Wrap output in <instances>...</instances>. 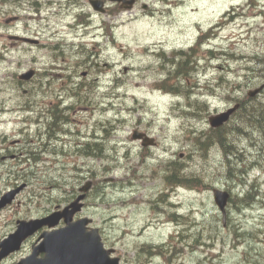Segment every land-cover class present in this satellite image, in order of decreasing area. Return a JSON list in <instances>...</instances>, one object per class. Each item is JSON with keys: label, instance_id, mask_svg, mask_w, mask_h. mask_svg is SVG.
I'll return each instance as SVG.
<instances>
[{"label": "rangeland", "instance_id": "1", "mask_svg": "<svg viewBox=\"0 0 264 264\" xmlns=\"http://www.w3.org/2000/svg\"><path fill=\"white\" fill-rule=\"evenodd\" d=\"M34 1L0 0V157H5L0 161V195L27 184L12 206L0 212V227L50 210L93 178L95 198L84 213L124 264H264V132L248 126L244 115L228 125L239 152L232 158L233 173L240 180H229L217 146L200 150L210 132L209 116L229 107V97L241 99L264 85V0H183L179 9L164 0H141L152 5L151 15L143 13L140 3L109 16L93 11L88 0H38L35 7ZM220 16L221 40L214 42L220 49L199 51L195 58L203 57L205 64L175 76V62L164 63L174 44L195 40L199 26L206 30ZM88 17L90 28L85 30ZM107 24L112 41L104 34H109ZM10 35L38 39L39 45L14 43ZM82 47L86 51L79 53ZM90 50L97 69L84 62ZM29 70L39 71L35 80L20 82L19 76ZM82 72L88 73L85 90L79 86ZM256 95L264 105V87ZM56 103L71 105L66 127L73 140L64 136L65 152L54 149L57 142L36 163L24 155L16 159L17 140L42 135L47 111ZM134 130L153 137L156 149L140 153L131 138ZM75 142L94 145L93 157L69 154ZM170 161L184 164L187 174L197 175L204 186H169L163 169ZM215 188L232 193L225 225L214 204ZM248 191L250 196H244ZM241 199L249 206L241 205ZM174 211L182 217L174 218ZM145 244H162L167 255L173 254L169 259L145 256L140 249Z\"/></svg>", "mask_w": 264, "mask_h": 264}, {"label": "water", "instance_id": "2", "mask_svg": "<svg viewBox=\"0 0 264 264\" xmlns=\"http://www.w3.org/2000/svg\"><path fill=\"white\" fill-rule=\"evenodd\" d=\"M110 1L124 2V0ZM131 3L132 1L129 2V4ZM91 5L96 11L103 12V3L101 1H91ZM33 75L34 72L30 71L23 74L20 78L22 80H29ZM236 109L237 107L230 109L227 113L211 118V126L214 128L220 127ZM133 138L140 139L143 138V135L134 133ZM151 144H153L152 139L147 137L143 138V146ZM83 190L86 191L87 188ZM18 191L19 190L12 191L3 196L0 200V209L11 203ZM83 197L84 196H80L76 202L70 206V208H72L71 211H69L68 208L62 213L52 214L42 220L20 222L17 230L0 243V261L11 252L17 251L24 238L33 234L43 226L53 227L57 225L61 218H64L67 225L65 228L43 235L44 241L42 243V249L39 251L46 253L45 259L34 262L35 254H33L29 259L23 261L22 264H118L119 259L110 258L112 251L104 249L97 230L86 232L85 228L89 223L86 219L76 223L69 222L71 215L81 207L78 203ZM213 198L225 222V209L230 195L227 192L215 189L213 191Z\"/></svg>", "mask_w": 264, "mask_h": 264}, {"label": "flooded vegetation", "instance_id": "3", "mask_svg": "<svg viewBox=\"0 0 264 264\" xmlns=\"http://www.w3.org/2000/svg\"><path fill=\"white\" fill-rule=\"evenodd\" d=\"M183 2V0H164L163 2H165V4H174L176 6V9H179L181 7V5L179 6L178 3L179 2ZM38 0H35L33 3H32V6H36L38 5L37 4ZM89 2V0H88ZM104 2V5H105V14L107 16H109L111 13H113L115 11L116 8H127L129 9V11H132L134 9H136L138 7V5L141 3V0H133V2L131 4L128 3V0L125 1V3L123 4H120V3H112L110 6L107 5L108 1L107 0H103ZM141 7L143 9V13L145 15H151V6H148L147 4L145 3H141ZM183 9L186 8L187 6H185V4H183ZM109 9V10H108ZM111 9V11H110ZM110 11V12H109ZM194 12V11H193ZM183 14H185L186 12L185 11H182ZM92 16V14L90 15ZM112 18H114V16H112ZM13 19H16V18H12L10 20H13ZM90 17L87 18V20H85V22L87 23V25H84V29L85 30H88L90 28V25L88 24L87 21H90ZM220 19H222V17H220ZM10 20H7L6 23H9ZM179 23V22H178ZM103 26V30H104V27H105V24L102 25ZM199 37L196 38L195 40L193 41H190V39H188L184 44H174V48L172 50V59L171 61L173 60L175 63H174V66L176 68V75L177 76H180L181 74H184L185 72H189L190 70V67H193V66H197L199 67V65H203L205 64V60L204 59H198V62L197 64H195L194 60L195 59L194 57L196 56V50H197V47L198 46H201V42L204 40L205 38V35L203 34V27L202 26H199ZM104 34L106 35L105 31H104ZM18 35H10L8 36V39L11 40H14V43H18ZM196 40H199L200 42L196 41ZM162 42H159V45H161ZM80 50H83V51H86V49L84 47H82ZM95 55V53L93 51L90 50L89 53H87L85 56L87 57L84 62L85 64L88 66V67H95L96 69L99 67V64L97 63L96 60H94L95 58H93V60H90L93 56ZM201 61L203 63H201ZM103 66H107L105 63L103 64ZM224 69H221V71H223ZM85 73V74H83ZM88 76V73L87 72H82L81 76H80V83H79V86L80 87H83V88H86V83H85V80L84 79L85 77ZM207 76V73H204V77ZM84 77V78H83ZM53 114H55L54 112H50L49 111V122L46 124V126H44V131L41 134H38V135H33V136H30L29 135V138H24V139H21V141L17 140L16 144H18L19 146V156H17L16 159H19L22 157V155H28L29 154V159L30 160H35V153L37 152V150L34 148V145L35 144H32L34 141H38V139H40V141L42 143H44V146H45V151L44 152H50V150L48 149V146L50 145V143H57L59 142V145L60 146H57L59 148H54V149H57L59 151H61L62 153H64L65 151L62 150V148H64L66 146V143H65V140H64V136L65 138L68 136V134L71 132V130H68V128L66 127L68 124H65V123H62L61 125L63 126H54L53 125V121L55 120L56 117L53 116ZM65 122V121H64ZM42 137L45 138V140L42 141ZM15 144V145H16ZM25 144H31V146L29 147H26ZM24 146V147H23ZM23 147V148H21ZM92 147L91 144H84V143H80V142H75L74 146H72V149H73V153H77V152H80L81 154H84L86 155V157L90 158L89 156H93V153L92 150L90 149ZM28 148V149H27ZM85 149V150H84ZM147 150L149 149H141L140 153L142 152H147ZM86 152V153H85ZM3 159H5V157H0V161H2ZM10 173V172H9ZM92 191V190H91ZM93 192H94V188H93ZM78 195V190L77 192L72 196V198L68 201H64L63 203L61 204H58V205H54L53 208H51L50 210H46L44 213L38 215V216H30L28 215L27 217H24L25 220H29L31 218H42L46 215H49L52 211H55V210H59L63 207H65L66 205H68V202H71L72 200H74ZM91 197V193H88L87 196H86V201L89 200ZM86 206V203L84 204ZM31 211V210H30ZM32 212V211H31ZM87 215V214H86ZM82 216H85V213L82 211V213L79 215H75L73 220L76 221L78 220L79 218H81ZM89 216V215H88ZM17 221L18 220H15V221H10L12 224H11V228L8 230V232H6V235H0V241L5 238L6 236H8L11 232H13L15 229H16V225H17ZM94 221V220H93ZM94 224V223H93ZM93 224L91 226H93ZM64 225V222L61 221L58 225V228H61L62 226ZM50 229L47 228V227H42L41 229L37 230L34 234H32L31 236L27 237L20 245V249L19 251L17 252H14V253H11L9 254L7 257H5L4 259H2V261L0 262V264H21V262L23 260H26L31 254L32 252L38 248L40 242H41V236L42 234H44L45 232H49ZM162 254L164 255H159L158 257H162V258H167L169 257L171 254H173L172 251H170L167 255L166 251H161ZM172 256V255H171ZM45 257L44 254L40 253L36 259L40 260V259H43ZM35 261V260H34Z\"/></svg>", "mask_w": 264, "mask_h": 264}, {"label": "trees", "instance_id": "4", "mask_svg": "<svg viewBox=\"0 0 264 264\" xmlns=\"http://www.w3.org/2000/svg\"><path fill=\"white\" fill-rule=\"evenodd\" d=\"M252 108V111L255 110L254 105L250 106ZM259 109V108H258ZM262 109L257 110V116L260 120H257L256 118L252 117L250 114V112H243V115L245 117H249L248 122L250 124H258V130H260L259 132H264V109H263V113H259L261 112ZM259 113V114H258ZM54 117H56L55 114H53ZM257 121V122H256ZM227 128L225 129H218V130H211L209 133L206 134V139L203 138V140H201V144L202 147L200 148L201 150L207 149L209 146H218V148L221 150L226 162H227V169H228V177L230 180H234L237 178L240 180L242 177L239 175L234 174V169H235V161L232 159L233 157H236V154H238L239 152H237L236 146L234 145V143L231 141L230 137H231V132H227ZM213 135V136H212ZM229 136V137H228ZM214 137V138H213ZM228 137V138H227ZM213 140V142H212ZM207 142V143H206ZM215 142V144H214ZM205 143V145H204ZM218 143V144H217ZM227 143V144H226ZM211 144V145H210ZM221 146V147H220ZM205 147V148H204ZM226 147V148H225ZM229 148V149H228ZM231 149V150H230ZM234 151V152H233ZM232 152L234 154H232ZM229 153V154H228ZM228 155V157H227ZM235 155V156H234ZM241 161V160H240ZM181 167V168H180ZM184 168V166L182 164H180V166L177 163H171L167 165V170L169 172V175L166 176L167 178V182L169 184L175 185V184H179V185H186V186H204L203 182L201 181V179L197 176V175H188L186 170L182 169ZM184 170V171H183ZM171 171V172H170ZM237 171L243 175L244 171L242 170V168L238 169ZM182 172V173H181ZM185 172V173H184ZM171 173V174H170ZM182 174V175H181ZM179 175V176H178ZM186 177H183V176ZM189 177V178H188ZM171 178V179H170ZM171 180V181H170ZM190 181V182H189ZM193 181V182H192ZM242 184L244 185V187L246 186V184L243 182V180H241ZM250 189H253V185H250ZM244 196L248 197L250 196V192H247V194H245ZM253 196V195H252ZM233 200H231L232 202ZM241 205L246 204L245 199H241ZM234 203V202H233Z\"/></svg>", "mask_w": 264, "mask_h": 264}, {"label": "bare ground", "instance_id": "5", "mask_svg": "<svg viewBox=\"0 0 264 264\" xmlns=\"http://www.w3.org/2000/svg\"><path fill=\"white\" fill-rule=\"evenodd\" d=\"M58 54V53H57ZM59 56V55H58ZM170 70V69H169ZM171 72V71H170ZM171 74V73H170ZM171 76V75H170ZM181 76V75H180ZM172 77V76H171ZM81 88V87H80ZM76 89V88H75ZM80 90V89H79ZM72 91V90H71ZM180 91V90H179ZM175 93V92H174ZM74 95V94H73ZM179 95V94H178ZM198 100V99H197ZM194 105V104H193ZM240 118V117H239ZM60 120H61V123H60V125L62 124V123H64V120L62 119V116H61V114L59 113V114H57L56 115V118H55V120L53 121L54 123H53V125L54 126H57V124L60 122ZM238 120V119H237ZM260 120V119H259ZM257 122V121H256ZM107 123V122H106ZM235 123V122H234ZM237 123V122H236ZM110 126V125H109ZM235 127V126H234ZM234 130V129H233ZM228 132V131H227ZM199 133V132H198ZM210 134V133H209ZM213 136V135H212ZM229 137V136H228ZM227 137V138H228ZM68 138H70V137H68ZM214 138V137H213ZM207 140V139H206ZM212 142H213V140H212ZM207 143V142H206ZM203 144V143H202ZM214 144H215V142H214ZM218 144V143H217ZM227 144V143H226ZM204 145H205V143H204ZM211 145V144H210ZM212 147V146H211ZM218 147V146H217ZM221 147V146H220ZM205 148V147H204ZM215 148V147H214ZM226 148V147H225ZM211 149V148H210ZM210 149H208V150H210ZM229 149V148H228ZM65 150V149H64ZM63 150V151H64ZM85 150V149H84ZM231 150V149H230ZM101 152V151H100ZM234 152V151H233ZM232 152V154H234ZM66 153H67V151H66ZM80 153V152H79ZM86 153V152H85ZM96 153H98V152H96ZM229 154V153H228ZM84 155V154H83ZM99 156V155H98ZM98 156H96L95 158H97ZM102 156V155H101ZM235 156V155H234ZM93 157V156H92ZM227 157H228V155H227ZM99 158H100V156H99ZM90 159V158H89ZM103 159V158H102ZM181 168V167H180ZM183 169V168H182ZM184 171V170H183ZM189 171V170H188ZM171 172V171H170ZM182 173V172H181ZM185 173V172H184ZM171 174V173H170ZM191 174V173H190ZM182 175V174H181ZM188 175H189V173H188ZM179 176V175H178ZM190 176V175H189ZM183 177H186L185 175L183 176ZM189 178V177H188ZM171 179V178H170ZM171 181V180H170ZM190 182V181H189ZM193 182V181H192Z\"/></svg>", "mask_w": 264, "mask_h": 264}]
</instances>
